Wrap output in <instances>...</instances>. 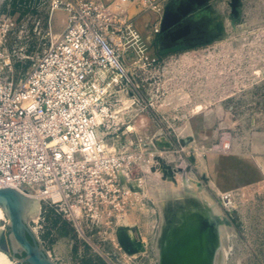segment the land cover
Instances as JSON below:
<instances>
[{"label": "rangeland", "instance_id": "1", "mask_svg": "<svg viewBox=\"0 0 264 264\" xmlns=\"http://www.w3.org/2000/svg\"><path fill=\"white\" fill-rule=\"evenodd\" d=\"M72 1L0 0L3 28L13 22L5 47L15 83L61 39ZM158 8L159 32L149 29L144 52L121 41V30L108 31L126 73L101 125L102 156L123 183L109 189L110 213L96 224L85 213L78 224L40 201L37 215L31 206L24 219L56 264H158L167 219L154 194L197 191L218 210L211 222L232 227L226 264H264V183L246 186L235 171L264 129V0H170ZM9 225L5 215L0 233ZM126 235L144 249L131 253Z\"/></svg>", "mask_w": 264, "mask_h": 264}, {"label": "built area", "instance_id": "2", "mask_svg": "<svg viewBox=\"0 0 264 264\" xmlns=\"http://www.w3.org/2000/svg\"><path fill=\"white\" fill-rule=\"evenodd\" d=\"M68 11L61 39L18 83L5 47L13 22L8 18L3 28L0 18V189L35 192L79 224L85 213L101 220L108 213L109 189L123 185L98 149L101 125L110 117L115 87L126 73L108 32L115 21L109 6L76 0ZM123 26L121 41L144 52L140 33L131 23Z\"/></svg>", "mask_w": 264, "mask_h": 264}, {"label": "bare ground", "instance_id": "3", "mask_svg": "<svg viewBox=\"0 0 264 264\" xmlns=\"http://www.w3.org/2000/svg\"><path fill=\"white\" fill-rule=\"evenodd\" d=\"M99 133L101 147L98 149V155H102L107 145L102 140L101 129ZM15 189L34 199L31 209L37 215L41 208L38 194L28 192L22 187ZM196 192H192L193 196L190 197L188 194L183 196L178 190H174L171 198L163 194L158 198V195L154 194L167 219L165 232L158 245V264H226L231 251L232 227L224 222L212 223L211 218L219 216L216 206L206 195ZM5 215V210L0 205V220ZM169 216L173 217L170 222ZM208 223L210 226L205 229L204 226ZM124 243L131 253L144 249L145 245V242L136 244L132 237L127 235L124 237ZM4 252L0 251V264H12L7 252Z\"/></svg>", "mask_w": 264, "mask_h": 264}, {"label": "crops", "instance_id": "4", "mask_svg": "<svg viewBox=\"0 0 264 264\" xmlns=\"http://www.w3.org/2000/svg\"><path fill=\"white\" fill-rule=\"evenodd\" d=\"M103 2L115 17L112 29H123V23H131L140 33L142 40L149 29L159 28L162 14L158 8L160 4L166 5L170 0H93ZM114 32V33H116ZM113 33V32H112ZM144 42V40H143ZM253 152L246 154L245 163L235 165L236 173L245 178L246 186L264 183V129L255 136ZM233 165H231V169ZM233 170V169H232ZM231 170V173H232ZM232 183V182H231Z\"/></svg>", "mask_w": 264, "mask_h": 264}, {"label": "water", "instance_id": "5", "mask_svg": "<svg viewBox=\"0 0 264 264\" xmlns=\"http://www.w3.org/2000/svg\"><path fill=\"white\" fill-rule=\"evenodd\" d=\"M32 198L12 187L0 189V205L10 220L9 234L0 235V249L12 252L24 264H56L35 240L24 213L33 204ZM24 257H18L17 255Z\"/></svg>", "mask_w": 264, "mask_h": 264}, {"label": "flooded vegetation", "instance_id": "6", "mask_svg": "<svg viewBox=\"0 0 264 264\" xmlns=\"http://www.w3.org/2000/svg\"><path fill=\"white\" fill-rule=\"evenodd\" d=\"M17 256L21 258V256H20V255H17Z\"/></svg>", "mask_w": 264, "mask_h": 264}, {"label": "trees", "instance_id": "7", "mask_svg": "<svg viewBox=\"0 0 264 264\" xmlns=\"http://www.w3.org/2000/svg\"><path fill=\"white\" fill-rule=\"evenodd\" d=\"M24 256H25V254L23 256H21V257H24Z\"/></svg>", "mask_w": 264, "mask_h": 264}]
</instances>
